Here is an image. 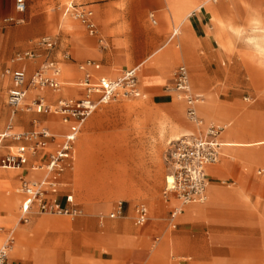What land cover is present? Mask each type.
<instances>
[{"label":"rangeland","instance_id":"rangeland-1","mask_svg":"<svg viewBox=\"0 0 264 264\" xmlns=\"http://www.w3.org/2000/svg\"><path fill=\"white\" fill-rule=\"evenodd\" d=\"M92 1L104 6L98 11L94 6L98 24L96 36L88 35L86 28L74 17L73 9L66 15L69 16L71 25L64 30L57 29L64 8L70 2L77 5ZM203 1L44 0L42 10L33 9L30 18L23 17L27 10L22 12V16L13 17L14 20L9 22V26L0 29V32L8 35L11 32L10 26L16 25L18 35H29L12 45L0 44V93L3 94L0 97V108L5 109L0 132L9 124L12 110L18 116L16 121H11L13 132L17 133L40 130L46 125V119L56 123L60 120L58 115L35 111L32 103L34 94L39 93L36 91H29L18 108L12 109L7 104L9 78L4 70L12 67L18 52L30 48L41 52L42 50L37 48L40 37L49 36L56 41L53 52L62 73V79H59L60 92L50 88H44L47 91L43 92L54 95L55 98L69 94L71 87H74V90L77 88L75 83L79 82L82 76L78 65L85 59L96 60L102 67L117 66V71H114L112 76L143 61L156 48L167 42L173 25L174 28L179 26L185 17L188 21L189 12ZM210 2L204 6L211 8L206 27L208 45L201 38H198L196 43L192 32V50L197 46L195 55L199 66H202L200 58H204L205 69H202L198 76L192 75L186 64L187 55L180 52L175 61L162 68L160 74L166 72L163 78L161 75L156 76L161 77L163 82L147 87L143 84L151 81L144 77L157 75L159 69L156 65L147 68L143 64V70L139 73V84L146 94L145 97L117 98L100 107L83 125L76 142L72 167L75 201L81 209L80 215L33 214L32 219L34 216L46 217L61 220L63 223L43 224L35 227V233L31 232L30 236L29 231L21 235L20 229L30 223L19 221L21 211L18 189L22 170L0 168V246L5 244L9 237L13 238L9 241V263L28 264L35 260L34 263L38 264L37 258H41L42 264L48 263V258L54 253V247L43 241L51 238L57 245L48 264H73L72 260L76 264H150V260L158 255L160 257L154 260L156 264H264V222L250 217L245 211L228 207L231 204L238 205L242 201H250V205L259 202L264 216V143L232 147L239 150L236 152L233 149L226 151L223 146L219 161L209 166L221 169L219 179L215 182L221 190L232 191L239 188L243 198L218 201L224 204L217 206L212 205L213 202L207 196L201 203L185 205L203 206L201 214L190 217L200 219H181L180 214L171 219L170 204L163 194L165 176L168 173L165 154L169 142L184 132L194 130L195 127L184 114L183 100L174 94H166L162 89L178 65L187 66L192 91L202 94L203 101L199 105L203 106L200 114L205 124L215 123L223 126L226 140L225 126L230 120L231 127H234L232 136L236 139L264 140V70L248 62L245 58L246 50L242 45L236 54H230L226 44L230 37L228 22L246 23L253 9L259 12L263 9L264 13V0ZM164 10L166 18H170L173 25L163 17ZM150 11L156 13L157 25L150 23ZM103 18H107L104 25ZM179 36L180 34L173 39L176 40ZM99 39L103 42L99 43ZM66 51L70 53L67 59L63 58ZM42 60V56L37 58L36 68ZM152 61H155V57L147 64ZM32 70L29 71L28 78ZM155 95L169 98L168 102L155 104L153 101L158 100L154 98ZM210 99L216 102L217 116L221 119H205ZM47 103L54 104L55 101ZM225 108L228 109L226 112ZM170 127L177 129V137L170 136ZM181 128L185 131L180 133L178 129ZM225 140L223 138V141ZM4 141L8 140H3V143ZM25 174L24 171L22 175ZM240 181H243V188L242 185L238 186ZM13 192L16 194V207L15 215L10 216L4 208V203H9L10 198L14 200ZM169 197L172 198L173 205L178 201L171 193ZM119 200L123 201V207L130 205V213L122 212L119 217L110 219L108 215ZM139 204L147 206L149 211L148 220L141 227L134 225ZM77 220L79 222L76 224ZM124 222H127L130 228L128 233L123 232L131 237L129 243L119 241L121 230L117 228V224L123 228ZM173 223H177L175 228H172ZM169 233H172L175 247H166L164 251L165 248L160 247V244L168 238ZM155 236L159 240L153 244L152 239ZM176 244L179 247H176ZM189 247L202 251L200 256L196 257ZM31 250H36L32 251L33 255ZM184 256H189L190 259H182Z\"/></svg>","mask_w":264,"mask_h":264},{"label":"built area","instance_id":"built-area-1","mask_svg":"<svg viewBox=\"0 0 264 264\" xmlns=\"http://www.w3.org/2000/svg\"><path fill=\"white\" fill-rule=\"evenodd\" d=\"M26 8L25 0H15V9L23 12ZM73 15L78 19L90 34H96V27L92 20L93 11L85 5L73 7ZM152 22H155L153 13H150ZM4 18L2 21H9ZM103 40L99 39V43ZM39 47L50 50L55 41L49 36H42L37 41ZM35 52L25 50L18 52L14 61L33 60ZM69 58V54H64ZM89 67L98 68L92 60H86L78 65L82 71V78L78 85L83 89L79 98L59 99L54 104L45 102L43 97L36 96L33 106L38 113H52L60 116L63 123L68 124L69 130L62 140L47 155V160L38 168L44 171L41 179H22L20 190L24 199L20 204V222L27 223L31 214H58L75 216L79 209L72 205L73 196L68 193L64 195V201L69 205H63L58 196L59 180L66 168L67 162L74 155V143L81 126L93 114V112L104 103L117 98H134L140 95L138 85V73L141 64H137L124 70L115 79L106 76L93 78ZM4 73L9 76L11 86L7 92V104L11 108H18L26 98L27 92L33 89L43 90L50 88L58 90L60 81L58 75L60 68L57 62L46 58L28 78L24 67L6 68ZM165 91L177 96L185 104V116L189 122L194 124L197 130L193 133H185L169 142L165 154V162L168 168L170 181L166 182L163 194H173L182 204L201 203L206 199L208 185L205 169L207 166L219 161L223 143L220 135L224 127L215 123L204 124L198 116L197 105L200 104L202 96L194 93L190 86L189 73L184 65H179L172 73V81L164 87ZM1 137H12L15 140L30 142V146L19 145L7 152H0V168H20L27 164L30 156H35L46 146L47 140L55 135L46 128L34 130L27 133L10 134L4 132ZM182 208L174 207L170 212V218H175L181 213ZM123 212V201H118L114 210L109 213L110 218L118 217ZM135 223L143 225L148 219V209L144 204L136 208ZM175 224L173 223L172 226ZM0 246V264H9L7 261L9 241Z\"/></svg>","mask_w":264,"mask_h":264},{"label":"crops","instance_id":"crops-1","mask_svg":"<svg viewBox=\"0 0 264 264\" xmlns=\"http://www.w3.org/2000/svg\"><path fill=\"white\" fill-rule=\"evenodd\" d=\"M210 1L216 2L217 0H204L202 3H200L197 7H195L192 11L189 12V13L192 12L191 15L188 14L189 24H188V21L186 20V17H185V18H183L182 23L179 26L175 27V28H174L173 23L170 21V18H166L167 15H166V12H165V10H166V6H165L163 17L170 21V23L173 25V30L171 31L170 36H169L167 42L164 43V45L162 44L161 47L156 48L147 58H145L143 61L137 63V64H141L140 71L143 70L142 69L143 68V64H145L147 68L152 67L153 65H156L158 67V69H159V73L157 75H154L152 77H144V78L150 79L151 82H147V83L143 84V86L153 87V86H156V85H160L163 81H161V77H156V76H160L161 75L162 78H163V74H165L166 72L163 73V74H160L161 70L163 71L162 68L166 64H169V63L175 61L179 57L180 52H183L184 54L187 55L188 62L186 60V64L188 65L192 75L198 76L200 74V71L202 69H205V66H204V63H203L204 62L203 61L204 58H200V62L202 63V66L201 65L199 66V64H198V60H197V57L195 55V52L197 50V46H195V48L192 50V47L194 46V40H193L192 32L195 35L196 43H197V39L198 38H201L202 41L205 44L208 43V39H207V36H206L207 35L206 34V31H207L206 27L208 25L207 18H209L208 17V14H209L208 12L211 11V8L210 7H205L204 8V6H205L206 3L210 2ZM25 2H26V8H25V10L23 12H25L26 10H27V12H25L23 14L24 18H30L29 15H30V13L32 12L33 9L38 8L39 10H42V7L44 5L43 4L44 0H25ZM165 4H166V2H165ZM74 5H75L74 3L70 2L68 4V6H66L64 8L63 16L61 17L60 23L57 26L58 30L59 29H63L64 30V29L68 28L71 25L70 18H68L69 16H66V15H67V13L70 12V9H73ZM78 5H85V6H87V7L92 9V11H93L92 20H93V22L95 24V27H96V34H90L88 31H87V33H88L89 36H96L98 34V24H97L96 16L94 14V6L96 7L97 11L102 9V8H104V6L101 5V4H97V2H94V1L86 2V3H79V4L75 5V6H78ZM150 13H153L155 22H152V19L150 18ZM261 13H263V9L261 10ZM18 16L19 17L22 16V12L16 11V9H15V0H0V29L9 26V22L14 20L13 17H18ZM105 16L107 17V14H105ZM4 18H11V20L6 21V22L2 21ZM106 19L107 18H103V20H102L103 25L106 23ZM148 19H149V21H150V23L152 25H157L158 18H157V15H156V13L154 11H150L148 13ZM10 28H11V32L8 35H5L2 32H0V44L1 45H3V44H6V45L7 44L8 45L15 44L20 39L26 38L29 35V33L28 34L27 33H25V34L23 33L21 35H18L17 26L16 25L10 26ZM179 34H180V36L176 40L173 39L174 36L179 35ZM152 37H153V35H152ZM226 44L228 45V42H226ZM55 45H56V41H55ZM55 45L50 50H47V49H45L43 47H39L37 45V48H40L42 50L41 52L36 51L34 48L27 49V50H31V51L35 52L36 57L33 60L14 61L13 64H12V67H7V68L24 67L26 72H27V74H28L30 70L33 69L32 70V73H33V71L36 69V67H37L36 61H37V58L40 57V56L43 57V60L48 58L50 60H54L55 62H57L56 59L54 58V52H53V50L55 48ZM65 53L69 54V57H70V53L68 51L64 52V54ZM64 54H63V58H65ZM154 57H155V61H152L151 63L147 64V62L149 60H152ZM43 60H42V62H43ZM86 60H92L98 65V68L89 67V71L91 72L93 78H96L97 76H106L107 78L115 79L124 70H127V69L137 65V64H135V65H132V66H130L128 68H124L121 71H119V73L116 76H112L113 72L117 71V68H118L117 66L102 67L100 62H98L96 60H93V59H85V60L81 61L80 63L85 62ZM57 64H59V62H57ZM180 65H184V64H180ZM184 66H186V65H184ZM186 68H187V66H186ZM187 70H188V68H187ZM140 71H139V73H140ZM173 71L171 72V77L162 86L163 91L166 94H168V95H173V94L166 92L164 87L167 84L171 83ZM139 73H138V85H139V89H140V95L137 96V97H145L146 94H145L143 88L139 84ZM188 73H189V70H188ZM82 75H83V73H82ZM8 78H9V76H8ZM81 78H82V76H81ZM189 78H190V74H189ZM61 79H62V74H61ZM143 82L144 81L142 80V83ZM10 86H11V82H10V78H9L8 89H9ZM76 86H77V88L75 90H74V87H71L70 88L71 91L67 95H63L62 94V95H58V96H56L54 98V95L43 93V92L47 91V90H44V91H41L39 93H36V95L34 94L35 95L34 97L41 96V97H43L45 102H49L51 100H54L56 102L59 99H69V98L76 99V98H79L81 96L82 92H83V89L78 85V82L76 83ZM62 88H63V86H62ZM8 89H7V92H8ZM59 89L58 90H53V91H59ZM53 91H51V92L54 93ZM197 94H200V93H197ZM200 95L202 96V94H200ZM2 96H3V94L0 93V97H2ZM137 97H134V98H137ZM51 98H53V99H51ZM154 98L158 99L157 101H153L155 104H165V103L168 102V99H169V98H161V97H158L157 95H155ZM110 102L111 101H109L107 103H104V104H101L94 112H96L100 107H102V106H104V105H106V104H108ZM178 105L180 106V103ZM202 109H203V106L198 104L197 105V113H198V116L203 120V118H202V116L200 114ZM207 109H208V112H207V114L205 116L206 120H210L211 118L212 119H218V118L221 119L220 116H217V109L218 108H217L216 102L213 99H210ZM226 110H228V109L225 108V112H226ZM94 112H93V114H94ZM42 113L43 114H52V113H45V112H42ZM230 113L231 112L229 111V114ZM184 114H185V108H184ZM53 115H56V114H53ZM17 117L18 116L12 110L11 111V116L9 117V120H10L9 124H7L6 127L4 128V130L2 132H0V152L1 153L2 152L11 151V150L15 149L19 145H24V146H27V147L30 146V142H28V141H24V140L18 141V140L13 139L12 137H1L4 132H8L11 135L12 134H20V133H17V132H13V127H12V124H11V121H16ZM4 118H5V109L1 107L0 108V124H2V122L4 121ZM59 118H60V116H59ZM57 121H58V123H56V121H52L51 119L44 120L46 125H44L43 127L46 128L47 130H49L51 133H53L55 135V137L51 138V139H48L47 143H46V146L44 148H42L35 156H30L26 166L20 167L21 170H22L21 175L19 176L20 184H21V180L22 179H36L37 180V179H41L43 177L44 171L41 170L40 168H38V166L42 165L43 163L46 162L48 153L50 151H52L56 147V145L62 140L63 135L65 133H67L68 130H69L68 124L63 123L61 121V118H60V120H57ZM85 122H84V124H85ZM203 122H204V120H203ZM204 124H205V122H204ZM226 124H227L226 140H225V136L223 135V132L220 135V141L223 143V146L225 147L226 151L232 150L233 149L232 147H234V146L257 145V144L264 143V140H260V139L238 140V139H236L235 137L232 136V131L234 130V127L233 126L231 127L230 120H228L226 122ZM83 125L81 126L80 131H79V133L77 135V138L75 140V143H74V154H75V149H76V142L78 140V137H79V134H80V132L82 130ZM192 125H194V124H192ZM196 130H197V128L195 126L194 130L188 131V132H184L182 134L193 133ZM32 131H34V130H32ZM176 131H177V129L175 127H173V128L170 127V131L169 132H170V136L172 138L173 137L175 138V137L178 136V132H176ZM178 131L181 133L182 131H185V130H183L181 128V129H178ZM223 138H224L225 141H223ZM3 140H8V141H4V143H3ZM17 142H19V143L18 144H12V143H17ZM233 151L236 152V151H239V150L237 148H235V149H233ZM233 151H231L230 153H232ZM232 155H234V154L232 153ZM73 163H74V155L67 162L66 168H65L64 172L62 173V175L60 177L59 188H58V196L60 197L61 203L63 205H69V204H67L64 201V195L68 194V193L72 194V196H73L72 205H74L75 207H77L79 209V214L75 215V216H78L81 213V209L79 208L78 204L75 201L74 181H73V175H72ZM165 164H166V162H165ZM212 165H214V164H212ZM209 166H211V165H209ZM209 166H207L206 169H205L206 170L205 173H206L207 180H208V185H209V186L207 185L208 187L206 189V196H208L209 199L211 200V202H213L212 205L213 204H215L217 206L221 205V204L223 205L224 203H221V204L219 203L222 200H231V199L243 198V193L240 191L239 188H236V189H234L232 191H226V189H222L221 190L215 184V182L219 179V175L218 174L219 173L221 174V169H219L217 167L215 168V167H209ZM4 169H9V168H4ZM166 169H167V172H168L167 166H166ZM24 171L26 172V174L22 175ZM16 174H14V175H16ZM3 177L7 178V177H12V176H3ZM209 182H211V183L209 184ZM240 185H242V188H243V181H240V184L238 186H240ZM238 186H236V187H238ZM18 194L20 196V198H19V206H20L21 202L24 199V195L22 194L20 189H18ZM13 197H14V202L13 203H4V208L9 212L10 216H14L15 215L14 209L16 207V194H14V192H13ZM165 200L170 204L169 205L170 211H172V209L175 206L178 205V201L176 199L175 200L177 202L174 205L171 203L172 198L169 197V194H167L165 196ZM249 202L242 201L238 205H236V204L232 205L231 204L228 207L235 208V209H240L241 211H245V212H247L246 214L250 215V217H253V218L256 217L259 221L264 222L263 221L264 216L262 214L263 212H262L261 203L257 202V203H254L253 205L252 204L250 205ZM185 205L182 206V210H181V213H180L181 219H200V218H190V217H194L196 215L201 214L202 210L204 208L203 206H200V205H188V206H185ZM125 206L123 207V212L129 214L130 213V205L127 204ZM148 214H149V211H148ZM108 217H109V215H108ZM115 218H117V217H115ZM115 218H110V219H115ZM31 219H32V217L30 218V220ZM78 222L79 221L77 220L76 224ZM121 222H119V223H121ZM146 222L143 225H145ZM59 223H63V222H61V220H53L51 218L35 217L34 216V219H32L30 221V223L28 224L27 227H24V228L20 229V234L21 235H25L26 232L29 231L28 235L30 236L31 232L35 233L34 230H35V227H37V226H40V225H43V224H45V225H58ZM26 224H23V225H26ZM73 224L75 225V223H73ZM174 224L175 225L172 226V228H175L176 225H177V223H174ZM134 225L138 226V227L143 226V225L136 224L135 220H134ZM122 227L124 229H126L127 231L124 230L123 228L119 227V225L117 224V228L121 230L119 241L121 243H129L131 241V237L128 236L127 234H124V233H128V231H130L128 223L124 222ZM72 228H70V230ZM158 240H159L158 237H156V236L153 237V239H152L153 244H156L158 242ZM247 240H251V239H247ZM43 242H45V244L47 243L50 246H53L54 247L53 248L54 249V253H55L57 244L55 242H53V240L51 238L49 240H47V241L44 240ZM174 245H175V243H174L173 238H172V233H169L168 234V238H165V240L162 241V243L160 244V247L161 246L164 247L165 248L164 251H166V247H170L172 249V248L175 247ZM176 247H179V245L176 244ZM190 250H192V252L194 251L196 257H199L200 256V252H202V251L197 250L196 248H192V249L190 248ZM32 251L35 252L36 250H31V255H33ZM54 253L48 258V263H49L51 257L54 255ZM60 253H62V252H60ZM204 253H205V251H204ZM159 257H160V255L153 257L150 260V264H156V262L154 260H156ZM181 258L185 259V260L190 259L189 256H184V257H181ZM37 259L39 261L37 263L38 264H42L43 261L40 262L41 258L40 259L37 258ZM34 262H35V260L33 262H31V263H28V264H35ZM48 263H46V264H48ZM72 263L76 264V262L73 261V260H72ZM9 264H11V263H9ZM190 264H199V263L191 262Z\"/></svg>","mask_w":264,"mask_h":264},{"label":"clouds","instance_id":"clouds-1","mask_svg":"<svg viewBox=\"0 0 264 264\" xmlns=\"http://www.w3.org/2000/svg\"><path fill=\"white\" fill-rule=\"evenodd\" d=\"M227 30L230 32L229 53L236 54L242 45L248 62L264 70V13L253 9L246 23L234 24L229 21Z\"/></svg>","mask_w":264,"mask_h":264},{"label":"bare ground","instance_id":"bare-ground-1","mask_svg":"<svg viewBox=\"0 0 264 264\" xmlns=\"http://www.w3.org/2000/svg\"><path fill=\"white\" fill-rule=\"evenodd\" d=\"M192 13V12H191ZM191 13H189V15H191ZM14 61V60H13ZM61 74L62 73H59V75H58V79H61ZM77 83V82H76ZM75 83V84H76ZM44 90H46V89H43V90H36V89H33V88H31V89H29L28 90V92L29 91H36V92H41V91H44ZM28 92H27V94H28ZM36 95V94H35ZM34 95V96H35ZM27 96V95H26ZM34 96H33V99H34ZM171 128H173V127H171ZM225 128L227 129V124H226V126H225ZM162 131H163V129L161 130V133H162ZM179 137V136H178ZM177 137V138H178ZM176 139V138H175ZM171 141V140H170ZM76 150V149H75ZM74 156H75V154H74ZM10 169H13V168H10ZM206 171V170H205ZM168 181H170V176H169V174L167 173L166 174V176H165V184H166V182H168ZM206 198H207V196H206ZM176 200H178L177 198H175ZM119 201H122V200H119ZM14 202V200L12 199V198H10V200H9V203H13ZM183 205H185V204H182L179 200H178V205L177 206H175V207H177V208H182V206ZM32 215L33 214H31V216H30V218L32 217ZM30 222V219L28 220V223Z\"/></svg>","mask_w":264,"mask_h":264}]
</instances>
